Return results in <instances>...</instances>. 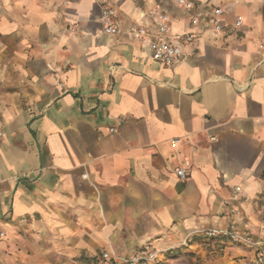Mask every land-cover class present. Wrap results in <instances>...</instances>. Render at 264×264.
<instances>
[{"label": "crops", "instance_id": "0c3cea01", "mask_svg": "<svg viewBox=\"0 0 264 264\" xmlns=\"http://www.w3.org/2000/svg\"><path fill=\"white\" fill-rule=\"evenodd\" d=\"M193 2L223 8V31L191 27L163 65L103 33L98 0H0V264H99L104 251L253 264L251 245L198 230L261 237L264 0ZM109 3L123 28H151L153 7L168 40L190 27L170 0Z\"/></svg>", "mask_w": 264, "mask_h": 264}, {"label": "built area", "instance_id": "2783aa9c", "mask_svg": "<svg viewBox=\"0 0 264 264\" xmlns=\"http://www.w3.org/2000/svg\"><path fill=\"white\" fill-rule=\"evenodd\" d=\"M75 1V0H66ZM177 6L189 13L190 23L189 28L181 32L171 33V39H167L169 33V14L158 7L150 8L147 12V17L150 21L151 28L140 24H129L123 28L117 18L115 9L110 5L109 0H98L100 5V22L103 33L107 35L127 34L132 39L145 45L150 52V57L153 61L163 65H172L182 56V43H191L195 40L196 33L191 27L198 25L211 26L214 33L220 34L223 31V23L221 16L223 8L219 6L212 7L208 12H196L193 0H170ZM142 14L141 16H146ZM241 20L238 18L235 26H240ZM113 131V129H110ZM3 136L2 128L0 127V139ZM214 140V137H211ZM174 142V141H173ZM189 164L184 163L174 169L180 179H184L187 175V167ZM238 188H236L237 190ZM259 232L261 237L254 239L251 233L238 230L234 223H231L221 228H201L198 233L206 239H222L233 244H247L254 249L253 264H264V218L259 224ZM158 258L156 251H150L145 254L131 255L128 257H117L111 253L104 251L101 253L99 264H154Z\"/></svg>", "mask_w": 264, "mask_h": 264}, {"label": "trees", "instance_id": "16d2710c", "mask_svg": "<svg viewBox=\"0 0 264 264\" xmlns=\"http://www.w3.org/2000/svg\"><path fill=\"white\" fill-rule=\"evenodd\" d=\"M158 259V258H157ZM157 259H156V261H157ZM156 261L154 262V264L156 263Z\"/></svg>", "mask_w": 264, "mask_h": 264}]
</instances>
